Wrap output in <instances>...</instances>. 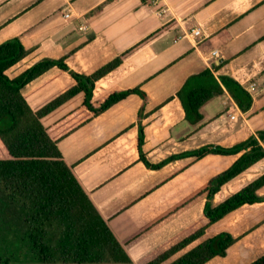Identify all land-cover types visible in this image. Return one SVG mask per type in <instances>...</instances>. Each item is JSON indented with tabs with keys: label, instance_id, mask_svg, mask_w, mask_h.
I'll return each instance as SVG.
<instances>
[{
	"label": "crops",
	"instance_id": "1",
	"mask_svg": "<svg viewBox=\"0 0 264 264\" xmlns=\"http://www.w3.org/2000/svg\"><path fill=\"white\" fill-rule=\"evenodd\" d=\"M177 26L96 82L93 102L112 90L139 88L58 142L64 161L134 264H146L191 235L207 220L204 191L240 157L182 158L151 165L207 145L236 146L264 132V0H0V45L18 39L28 55L6 71L15 79L37 62L63 60L70 71L89 76L168 23ZM213 53H216L214 56ZM205 70L230 77L252 97L242 113L231 97L214 98L190 126L176 93ZM75 85L53 68L21 93L37 111ZM78 96L46 117L44 126L66 124L80 113ZM264 149V141L260 142ZM0 158H7L0 145ZM264 175V159L214 195L217 206ZM264 197V187L258 191ZM237 242L225 257L206 264H251L264 255V202L245 205L208 227L193 245L163 264L221 233Z\"/></svg>",
	"mask_w": 264,
	"mask_h": 264
},
{
	"label": "trees",
	"instance_id": "2",
	"mask_svg": "<svg viewBox=\"0 0 264 264\" xmlns=\"http://www.w3.org/2000/svg\"><path fill=\"white\" fill-rule=\"evenodd\" d=\"M168 23L110 63L89 76L78 75L63 60H41L15 79L6 71L23 60L28 52L18 39L0 45V145L7 158H0V264H134L118 241L107 221L101 216L89 195L76 178L73 168L63 159L58 142L91 118L105 113L114 105L137 95L144 102L146 95L139 88L112 90L103 99L94 101L96 82L117 69L140 51L154 44L174 28ZM68 73L75 85L37 111L30 109L22 89L53 68ZM227 93L242 113L253 104L250 94L235 80L215 77L205 70L189 77L176 93L190 126L202 121L200 109L210 100ZM82 96V110L53 128L44 120L70 100ZM264 132L248 140L224 148L207 145L195 151L170 157L151 165L144 153V134L139 127V160L146 168L158 170L182 158L200 160L208 155L240 157L225 172L212 179L204 191L203 211L207 224L171 246L146 264H163L200 239L205 230L242 206L263 203L258 191L264 187V175L212 206L214 195L250 167L264 159ZM237 242L231 234L221 233L177 258L170 264H206L216 257H225ZM251 264H264V255Z\"/></svg>",
	"mask_w": 264,
	"mask_h": 264
},
{
	"label": "built area",
	"instance_id": "3",
	"mask_svg": "<svg viewBox=\"0 0 264 264\" xmlns=\"http://www.w3.org/2000/svg\"><path fill=\"white\" fill-rule=\"evenodd\" d=\"M213 55L215 56V55H216V53H213Z\"/></svg>",
	"mask_w": 264,
	"mask_h": 264
}]
</instances>
